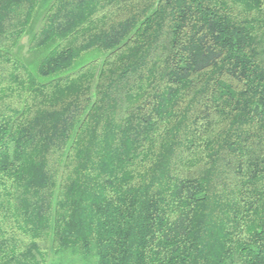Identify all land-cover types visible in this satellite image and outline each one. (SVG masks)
Instances as JSON below:
<instances>
[{"label":"trees","instance_id":"1","mask_svg":"<svg viewBox=\"0 0 264 264\" xmlns=\"http://www.w3.org/2000/svg\"><path fill=\"white\" fill-rule=\"evenodd\" d=\"M0 264H264V0H0Z\"/></svg>","mask_w":264,"mask_h":264}]
</instances>
